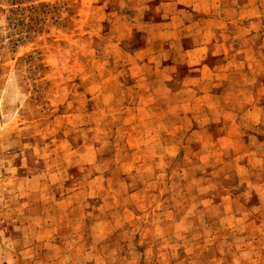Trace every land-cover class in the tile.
Segmentation results:
<instances>
[{
  "label": "rangeland",
  "instance_id": "rangeland-1",
  "mask_svg": "<svg viewBox=\"0 0 264 264\" xmlns=\"http://www.w3.org/2000/svg\"><path fill=\"white\" fill-rule=\"evenodd\" d=\"M0 264H264V0H0Z\"/></svg>",
  "mask_w": 264,
  "mask_h": 264
},
{
  "label": "trees",
  "instance_id": "trees-1",
  "mask_svg": "<svg viewBox=\"0 0 264 264\" xmlns=\"http://www.w3.org/2000/svg\"><path fill=\"white\" fill-rule=\"evenodd\" d=\"M35 18V17H34Z\"/></svg>",
  "mask_w": 264,
  "mask_h": 264
}]
</instances>
